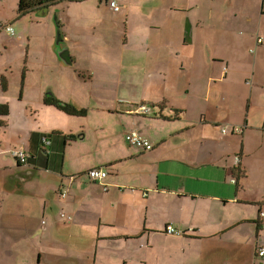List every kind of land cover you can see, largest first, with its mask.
Masks as SVG:
<instances>
[{
	"label": "crops",
	"instance_id": "0c3cea01",
	"mask_svg": "<svg viewBox=\"0 0 264 264\" xmlns=\"http://www.w3.org/2000/svg\"><path fill=\"white\" fill-rule=\"evenodd\" d=\"M181 2L192 7L190 12L204 7L210 14V83H218L215 109L223 112L221 118L189 117L187 107L166 102L148 107L143 101L123 100L115 108L116 102L109 106L99 98L94 82L91 97L79 91L74 97L62 79L57 86L49 84L56 80L53 71L49 75L42 70L34 87L24 79L19 90L8 71L0 74L8 83L7 90L0 87V103L10 107L8 126L0 128V134H11L5 143L0 139V157L6 154L4 161L0 159V213H6L7 233L20 239L29 236L44 245L47 236L48 249H54L52 237L62 238L57 242L62 256L54 264H252L249 249L255 255L262 247L264 0ZM69 8L77 28L94 21L89 15L94 7ZM125 9L112 11L120 17ZM14 23L4 25L3 31ZM188 26L192 28L190 19ZM63 34V46L75 62L69 32ZM181 40L183 48H191L187 34ZM7 42L12 40L2 43ZM30 44L28 39V59ZM56 49L55 40L51 51L59 62L47 48L52 64L46 66H70ZM49 92L87 115L71 117L46 106ZM172 109L183 114L174 117ZM160 112L171 122L153 118ZM235 126H244V132L234 133ZM134 129L154 144L152 152L126 143L125 134ZM18 151L29 156L28 164L17 160ZM93 169H103L109 177L91 181L88 173ZM170 225L182 235H169ZM257 261L264 263V258Z\"/></svg>",
	"mask_w": 264,
	"mask_h": 264
},
{
	"label": "rangeland",
	"instance_id": "374dc122",
	"mask_svg": "<svg viewBox=\"0 0 264 264\" xmlns=\"http://www.w3.org/2000/svg\"><path fill=\"white\" fill-rule=\"evenodd\" d=\"M111 1L124 5L125 15L115 16L110 8ZM181 1L108 0V6L107 0H89L80 4L55 5L52 7L66 8L34 12L18 21L19 0H0V74L8 71L15 90H19L24 79L27 85L34 87V83L43 77L42 70L49 71V75L53 71L56 80L49 84L57 86L58 78L62 79L61 84H69L72 89L70 95L74 97H77L78 91L91 97L90 83L94 82L99 98L109 106L116 102L115 108L123 100L143 101L148 107L166 102L167 105L187 107L189 117L198 118L201 114L211 117L215 114L221 118L223 112L215 109L218 99L214 92L218 83H210V67L213 66L210 56L213 49L207 45L210 39V14H206L204 7H197L190 12L192 7H187ZM69 7H94L89 12L94 21L87 27L77 28L70 17L73 10ZM98 7H101L100 11ZM129 9L132 10L131 15H126ZM56 14L62 19V32H69L71 41L68 46L75 60L70 66L58 70L46 66L52 64L47 48L50 52L57 37ZM189 19L191 29L188 26ZM15 20L14 27L11 25L15 35L5 30L9 35L6 34L3 26ZM196 23H201V27H196ZM183 34L191 39L188 41L189 44L192 42L190 49L183 48ZM78 37L80 39L76 41ZM5 39L12 42L4 45L2 42ZM28 39L31 41V59H28L26 46ZM52 55L55 62H59L54 52ZM6 64L8 68H4ZM25 68L27 77L23 75ZM247 84L252 86L253 80ZM99 101L104 104L102 100ZM95 114L92 111V115ZM39 119L44 118L40 116ZM7 136L11 134H0V139L5 143ZM126 136L127 133L126 143L133 147L127 142ZM8 156L12 160L11 151ZM5 157L6 154H2L1 161ZM91 171L88 173L91 181H102L92 180ZM64 193L67 192H63L62 197ZM5 219L6 213H0V264H17V260L18 264H25L26 258L30 260L27 264H54L61 258L57 242H62V238L53 236L56 246L48 249L47 236L45 244L41 245L29 236L20 239L12 233L8 234L4 226ZM246 238L249 239L250 235ZM247 258L252 264L255 261L251 249Z\"/></svg>",
	"mask_w": 264,
	"mask_h": 264
},
{
	"label": "trees",
	"instance_id": "16d2710c",
	"mask_svg": "<svg viewBox=\"0 0 264 264\" xmlns=\"http://www.w3.org/2000/svg\"><path fill=\"white\" fill-rule=\"evenodd\" d=\"M85 1L86 0H19L18 9H17V15H18L17 19L19 21L20 19L25 18L34 12H41L42 10H49L52 8H58V7H52L55 5L56 6L67 5V3L80 4V3H85ZM55 22L57 25V37H56L57 49H56V51L61 58H63L64 60L68 59L69 60L68 62L70 64H72L73 60L70 57L69 52L66 49V46H63L65 40H64V34L62 32V25H61L62 23L56 16H55ZM7 27H11V26L8 25V26L4 27V29L6 30ZM14 35H12V36H14ZM262 42H263V40H262ZM69 63H67V64L69 65ZM1 86H2L3 90H7L8 83H7L5 78L1 79ZM44 103L46 106L55 108L56 110L62 112L63 114H65L67 116L81 118V117H84L87 115L86 110L80 109L72 103H67V102H63L61 100H58L52 92H49L46 95V97L44 98ZM168 106H170V105H168ZM171 106H173V105H171ZM142 111H144V110H142ZM142 111H140V112H142ZM149 113L150 112L148 110L147 112H144L143 114H149ZM171 113L174 114L173 115L174 117L176 116L178 118L180 115L179 113L183 114L182 112H179L178 110H174V109L171 110ZM9 116H10V107L8 105H3L0 103V128L1 129H5L8 126L7 119L9 118ZM153 118L157 119V120H161L162 122H166V121L171 122V119L164 117L161 114V112L159 114H156ZM233 128H235V127H233ZM131 131H137V130L134 129ZM131 131H129V132H131ZM129 132H127V133H129ZM137 132H139V131H137ZM69 138L72 139L74 137L71 136ZM151 144L153 145V149L149 152H152L155 148L154 144L152 142H151ZM234 172H238L239 174H242V170H235ZM261 212H263V210H261ZM263 246H264V240H263L262 247ZM262 247L257 248V250L255 252L254 259L256 262H258L256 264H261L257 260H261L264 258V257L259 256V252H260Z\"/></svg>",
	"mask_w": 264,
	"mask_h": 264
},
{
	"label": "built area",
	"instance_id": "2783aa9c",
	"mask_svg": "<svg viewBox=\"0 0 264 264\" xmlns=\"http://www.w3.org/2000/svg\"><path fill=\"white\" fill-rule=\"evenodd\" d=\"M110 6L111 8L117 12V13H120L123 11L124 9V5L120 4V3H117L115 1H112L110 3ZM7 32L11 35H14L15 34V31L12 27H7L6 28ZM259 43H262V40L260 39L259 40ZM244 127L242 128H233V131L234 133H243L244 132ZM223 133L226 135L227 134V130H223ZM126 140L129 144H131L133 147L135 148H138L144 152H149L153 149V145L151 144V142L143 137L139 132L137 131H131L129 133H127V136H126ZM46 144L47 145H50V143L48 141H46ZM16 158L17 160L21 163V164H28V161H29V156L24 153V152H21V151H18L16 152ZM239 160V159H237ZM109 177V174L105 171V170H102V169H94L93 171H91L90 173V178L92 180H105ZM234 184L237 183V181L234 179L232 181ZM145 197L148 196L147 193L144 194ZM63 197H67V193H64L63 194ZM260 218L262 219L261 220V223H260V229H261V232L263 233L264 235V211L260 213ZM167 233L169 235H174V236H180L182 235L174 226L170 225L168 227V231ZM259 256L260 257H264V246L261 248L260 252H259Z\"/></svg>",
	"mask_w": 264,
	"mask_h": 264
},
{
	"label": "bare ground",
	"instance_id": "6f19581e",
	"mask_svg": "<svg viewBox=\"0 0 264 264\" xmlns=\"http://www.w3.org/2000/svg\"><path fill=\"white\" fill-rule=\"evenodd\" d=\"M62 217L67 218L68 221L72 220V217L66 216L65 214H63Z\"/></svg>",
	"mask_w": 264,
	"mask_h": 264
},
{
	"label": "flooded vegetation",
	"instance_id": "af4514ba",
	"mask_svg": "<svg viewBox=\"0 0 264 264\" xmlns=\"http://www.w3.org/2000/svg\"><path fill=\"white\" fill-rule=\"evenodd\" d=\"M89 0H86L85 2H88ZM111 7V6H110ZM16 263L18 264L19 262L18 261H16ZM25 264H27V262L25 263Z\"/></svg>",
	"mask_w": 264,
	"mask_h": 264
}]
</instances>
